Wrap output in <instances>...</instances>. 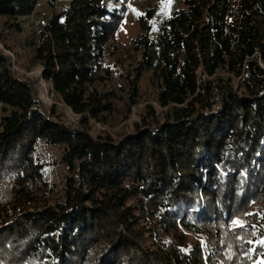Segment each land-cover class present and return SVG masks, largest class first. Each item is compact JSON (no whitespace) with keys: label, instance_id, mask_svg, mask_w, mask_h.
I'll return each instance as SVG.
<instances>
[{"label":"trees","instance_id":"1","mask_svg":"<svg viewBox=\"0 0 264 264\" xmlns=\"http://www.w3.org/2000/svg\"><path fill=\"white\" fill-rule=\"evenodd\" d=\"M42 0H0V264H256L264 256V0H181L147 7L127 94L110 87L130 0L65 2L43 24L34 61L79 115L45 105L12 35ZM153 21L151 25L150 21ZM6 50L11 53H7ZM225 70L229 77H215ZM152 72L158 114L126 119ZM235 80L237 82L235 83ZM97 83H100L98 86ZM63 148L62 191L36 155ZM235 220L242 227L233 225Z\"/></svg>","mask_w":264,"mask_h":264},{"label":"rangeland","instance_id":"2","mask_svg":"<svg viewBox=\"0 0 264 264\" xmlns=\"http://www.w3.org/2000/svg\"><path fill=\"white\" fill-rule=\"evenodd\" d=\"M172 0H169L170 3ZM167 0H130L128 3L126 19L121 26L116 40L118 52L116 56L107 58V63L111 65L113 76L110 87H112L120 95H126L129 88V80L134 77L135 68L138 65V60L141 58V54L133 48V39L142 33L143 29L140 21V14L144 13L147 7H156L157 17L162 16V10L164 11ZM181 0H173L171 5L177 7ZM65 6V2H60L56 6H52L46 0H42L37 8L36 12L27 17H21L20 22L24 28L23 34L12 35L15 39V45L21 55L20 61L32 66L31 71L20 69L16 66L17 56L12 53L13 62L15 68L24 71L26 74L33 76L36 81V89L39 93V97L45 105H56L58 111L61 113L62 120L67 124L74 127L80 125L79 115L73 112V110L65 105L62 101L57 99L52 93L49 83L45 81L41 74V67L36 65L34 61V43L38 41L40 30L46 20L55 12ZM151 25L153 21H150ZM1 32V30H0ZM0 46L3 44L0 41ZM7 53H11L6 50ZM230 75L225 70H219L215 77H229ZM237 80H235V83ZM99 87L100 83H97ZM139 91L140 95L138 103L132 107V113L130 118L126 119L122 111V103L118 104V110L114 115L109 116L108 123H95L92 122L94 127L92 132L98 133L100 130H108L114 133L121 131H131L132 124L134 122H144L145 119L152 121L149 117L147 105H154L158 114L163 111V107L158 102V87L156 79L152 72H146L139 79ZM63 148L61 146L48 145L42 141L37 146L36 155L45 163V170L47 178L56 190L60 192L64 186V178L66 174V167L62 163ZM251 212H264V202L253 203ZM236 221V220H235ZM240 221V220H239ZM241 222V221H240ZM242 224V222H241ZM233 225H237L233 222ZM264 262V256H261L256 264Z\"/></svg>","mask_w":264,"mask_h":264},{"label":"snow or ice","instance_id":"3","mask_svg":"<svg viewBox=\"0 0 264 264\" xmlns=\"http://www.w3.org/2000/svg\"><path fill=\"white\" fill-rule=\"evenodd\" d=\"M234 223L237 224L238 226H241V227L243 226L239 220L234 221ZM260 243L264 244V240L260 241ZM261 264H264V262H261Z\"/></svg>","mask_w":264,"mask_h":264}]
</instances>
